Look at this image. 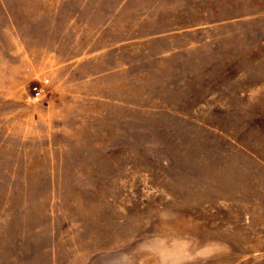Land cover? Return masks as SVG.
Segmentation results:
<instances>
[{
	"label": "rangeland",
	"instance_id": "rangeland-1",
	"mask_svg": "<svg viewBox=\"0 0 264 264\" xmlns=\"http://www.w3.org/2000/svg\"><path fill=\"white\" fill-rule=\"evenodd\" d=\"M162 219L264 264V0H0V264Z\"/></svg>",
	"mask_w": 264,
	"mask_h": 264
},
{
	"label": "clouds",
	"instance_id": "clouds-1",
	"mask_svg": "<svg viewBox=\"0 0 264 264\" xmlns=\"http://www.w3.org/2000/svg\"><path fill=\"white\" fill-rule=\"evenodd\" d=\"M165 224L169 221L162 219L160 229L137 242L131 250L119 251L111 264H209L227 250L222 241H201L192 234L170 232Z\"/></svg>",
	"mask_w": 264,
	"mask_h": 264
},
{
	"label": "built area",
	"instance_id": "built-area-1",
	"mask_svg": "<svg viewBox=\"0 0 264 264\" xmlns=\"http://www.w3.org/2000/svg\"><path fill=\"white\" fill-rule=\"evenodd\" d=\"M33 91H34L36 96L40 95V93H41V89L38 86H34Z\"/></svg>",
	"mask_w": 264,
	"mask_h": 264
}]
</instances>
